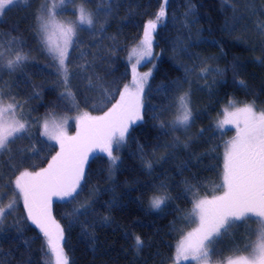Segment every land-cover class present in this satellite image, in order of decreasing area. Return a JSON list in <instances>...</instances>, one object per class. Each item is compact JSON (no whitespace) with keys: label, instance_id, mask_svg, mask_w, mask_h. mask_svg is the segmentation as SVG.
Wrapping results in <instances>:
<instances>
[{"label":"trees","instance_id":"obj_1","mask_svg":"<svg viewBox=\"0 0 264 264\" xmlns=\"http://www.w3.org/2000/svg\"><path fill=\"white\" fill-rule=\"evenodd\" d=\"M41 1L15 6L0 20V43L5 49L11 45L28 55L27 62L14 71L0 70V90L17 99L29 124L26 135L1 156L3 171L10 176L40 171L60 151L38 125L44 117L79 112L102 116L119 100L115 93L132 82L130 51L140 43L147 21L155 19L163 7L166 16L154 34V59L147 65L153 73L143 93V120L131 126L115 165L99 148H93L81 181L87 187L80 199L71 204L53 196L50 210L64 230L69 264H177L176 246L192 228L195 202L224 191V156L232 133H221L217 122L229 101L264 111V35L258 31V26H264V16L258 13L251 24L246 22L247 26L235 32L225 30L233 9L251 3L264 10V0H111L107 6L91 5L96 31L80 30L77 35L83 43L78 48L74 44L70 51L67 84L51 66L53 61L38 35L35 15ZM81 53L88 55L82 60ZM88 61L102 66L95 71L109 93L88 88L79 67ZM202 68L209 69L205 79L200 78ZM177 81L181 82L180 92L165 91L175 88ZM188 90L195 124L188 131H173L169 125L176 108L170 106V98ZM72 96L77 105L71 103ZM156 195L171 198L159 212L150 208ZM19 199L4 226L15 239L0 243V262L53 264L46 238L26 219L21 195ZM85 206L88 215L72 214L73 208L83 210ZM14 222L19 232L10 228ZM246 222L237 224L238 235H232L233 227L223 237L210 262L251 251ZM136 236L144 241L142 248L136 247ZM179 264L197 262L189 258Z\"/></svg>","mask_w":264,"mask_h":264},{"label":"snow or ice","instance_id":"obj_2","mask_svg":"<svg viewBox=\"0 0 264 264\" xmlns=\"http://www.w3.org/2000/svg\"><path fill=\"white\" fill-rule=\"evenodd\" d=\"M67 2L71 3L72 0ZM20 5L30 6L29 0H0V16H3L6 10H11L12 6ZM65 7L66 0H59V3L56 0H45V3L37 10L35 22L38 25L42 47L53 61L51 66L56 68L58 74L63 75V83L67 84L66 61L69 48L74 44L78 48L83 43L77 37V28L87 26L80 27V30H87L92 34H95L96 29L91 14L83 7L77 10L75 23L60 22L57 16L63 14ZM258 13L264 16V10H258L251 3L242 9H233L230 20L225 22V30L235 32L241 26L251 24L252 17ZM165 16L166 11L162 7L155 19L148 20L145 24L140 41L142 50L133 48L131 52V56L136 58L132 65V86L125 85L122 92L115 93L119 95V100L112 104L102 116H90L84 113L79 117L81 130L74 137L67 136L63 126L55 121L51 124L45 121L43 135L49 140L57 141L60 151L51 158L47 168L37 172L21 171L15 177L14 189L18 190V194L23 198V206L27 210L26 219L31 220L43 233L48 252L54 258V264H69V260L63 246L64 230L51 215V199L53 196L61 199L68 198L69 203L75 204L87 187L86 182L82 187L81 181L84 180V166L93 148H100L106 152L111 162L115 164L118 157L113 155V146L115 145L119 150L129 135L130 127L137 121L143 120L144 86L151 73L137 75L136 65L142 60L154 59L152 57L154 34L159 22ZM258 31L264 35V26H258ZM54 34L62 38V43L53 42ZM87 55L88 53H81L80 58L83 60ZM27 60L28 55L23 53L22 49H13L11 45L5 49L0 43V67L14 71ZM79 67L90 90L110 92L95 71L96 68H101V65L88 61L86 65L81 64ZM186 71H194V69ZM211 71L217 72L218 75L222 74L218 69ZM208 73L209 69L202 68L200 78L205 79ZM184 82H188L187 78ZM239 83L244 86V81ZM180 85L181 82L177 81L175 88H166L165 91L180 92ZM68 95L70 96L71 93ZM6 96L11 97V93L6 94L0 90V155L10 152L9 145L23 138L19 134L27 133L26 124L16 115L18 105L15 102L5 103ZM170 99V106L177 109L178 115L169 127L173 131H188L195 124L190 90ZM229 106L233 110L226 109L224 120L219 122L221 126L233 125L236 130V136L227 146L224 156V193L221 196L195 202L192 214L198 227L178 242L175 255L177 264L181 258L185 261L191 258L197 264H210V258L216 254V245L233 227L237 226V222H246L249 217H257L259 223V238L253 254L228 258L227 264H264V111L257 112L252 105L235 107L232 101H229ZM161 127H164L163 123ZM203 134L204 130L201 129L199 135ZM148 167L150 168L151 165L149 164ZM3 187L7 185H0V188ZM5 195H0V199H3ZM170 199L167 195L154 196L151 207L161 210ZM15 203L16 201L13 200L6 207H0V243L15 239L10 237L4 228L7 216L15 211ZM72 214L86 216L88 208L86 206L83 210L73 208ZM104 219L107 220V217ZM10 228L16 232L20 231L17 222H14ZM135 245L138 249L142 248L144 241L136 236Z\"/></svg>","mask_w":264,"mask_h":264},{"label":"rangeland","instance_id":"obj_3","mask_svg":"<svg viewBox=\"0 0 264 264\" xmlns=\"http://www.w3.org/2000/svg\"><path fill=\"white\" fill-rule=\"evenodd\" d=\"M56 2L59 3V0H56ZM110 2H111V0H72L71 3H68L67 0H66L65 10H64V12H63L62 15H58L57 16V19L60 22H73V23H75L76 20H77V15H76L77 10L80 7H83V8H85V10L88 13L91 14L92 19H93V22H94V25H95L96 24V17L94 15L93 11H92L91 5H94V6H99V5L107 6V5L110 4ZM44 3H45V0H42L41 3H40V7ZM13 7H15V6H12L11 8H13ZM7 11L8 10H6L5 13ZM4 15L3 16H0V20L4 17ZM80 27L86 28L87 26H80ZM80 27L77 28V35L80 32ZM52 39H53V42H61L62 43V38L59 37V36H57V35H55V34L52 36ZM133 48H136L138 51L142 50V46H141L140 43L137 44ZM152 48H153V50H152V57H153V55H154V41H153ZM71 49H72V47L69 48L68 58H69ZM132 49H131L130 54H129V62H130V66H131V71H132V65L135 63V59H136L134 56H131ZM130 56H131V58H130ZM152 59L153 58H148V59L142 60L139 64L136 65V73H137V75H143L144 73H148V72L151 71L150 73H151V76H152L153 68L147 66L151 62H153ZM66 64H67V68H68V60L66 61ZM2 69H7V68L6 67H0V70H2ZM68 70H69V68H68ZM7 71L9 72L10 70L7 69ZM151 76L148 77L147 82H146V84L144 86V90H145V87H146L147 83L149 82ZM132 80H133V73H132ZM128 86L131 87L132 86V82H131V85H128ZM67 91H69L68 88L65 89V92L66 93H67ZM16 100L17 99H15V97H13V96H11V97L6 96L4 102L5 103H13V102H15L16 104H18L16 102ZM70 101H71L72 104L77 105L76 100L74 99L73 96H72V98H70ZM191 107H192V104H191ZM235 107H239V106H235ZM240 107H244V106H240ZM76 109H77V107H76ZM227 110L231 111L233 109L230 106H228ZM84 113L85 112H81V113L79 112V114H77V115L72 114V113H61L60 115H49V116L44 117L43 119H41L39 121L38 125H40L41 130L43 132V123L45 121H48L50 124L53 121H55V123L60 124V125L63 126V130H64V132H65V134L67 136L74 137L81 130L80 123H79V117H81ZM16 115H17V118L18 119H20L22 122H24L26 124L27 130H28L29 124L23 119L22 114H21V112L19 110V107L17 108ZM176 115H178L177 109H176L175 114H174V119H175ZM224 118L225 117L223 115V117L221 118V120L218 121V123H217L218 127L217 128H218V130L221 133H226L228 130L233 131L231 137L227 141V146H228L229 143L236 136V130H235V127L233 125H222L221 126L219 122L222 121V120H224ZM73 128H76L75 131H74ZM19 135H24V134H19ZM50 141L53 142V143H56L59 146V143L57 141H54V140H50ZM125 143H126V141H125ZM125 143L120 146L119 150L116 149L115 145L113 146V155L116 156V157H118V159H119V155L117 154V152L118 151L120 152L122 150V148L124 147ZM99 152L105 154L108 157L107 153L104 152V151H102L100 148H99ZM1 156L2 155H0V163H1ZM88 159H89V156L87 158V161H88ZM118 159H117V161H118ZM117 161L115 162V164L117 163ZM115 164H113V165H115ZM86 165L87 164H85V166H84V172H85V169H86ZM31 172H33V171H31ZM17 175H19V172H18ZM17 175H14V176L8 175L7 173H5L3 171V167L0 164V185H7V187L0 188V195L6 194L3 199H0V207H6L8 203H10L13 200H15L16 201V203H15V209H17V207H18V205L20 203L18 190H15L14 189V180H15V177ZM223 185H224V181H223ZM223 193H224V191H223ZM223 193L221 195H223ZM221 195H218V196H221ZM156 196H158V195H156ZM152 198H151V200H152ZM66 199H68V198H64V199H61L60 198L59 201H65ZM150 208L153 211H155V212H159V211L162 210V209L161 210H155V209H153L151 207V202H150ZM162 208H163V206H162ZM192 218H193V220H192V228L187 233L193 231L196 227H198V223L196 222V219L193 216V214H192ZM247 220L248 221L246 222V229H247L248 232H246V233L248 235L251 233V237H252L251 238V240H252V244H251L252 245V249H251V251L249 253H247V254H245L243 256H250V255L253 254V250L255 248V244H256V242H257V240L259 238V223H258V218L257 217H249V218H247ZM241 222H243V221H241ZM241 222H237V224H239ZM238 232L241 233L240 228L239 227H235V228H233V234L232 235H238ZM187 233H186V235H187ZM254 234H255V240H254ZM244 236H247V235H244ZM49 256H51L50 253H49ZM181 261H185V260H183L181 258L179 260V262H181ZM52 262L54 264V258L53 257H52ZM175 263H177L176 260H175ZM210 264H227V260H225L223 262H210Z\"/></svg>","mask_w":264,"mask_h":264}]
</instances>
